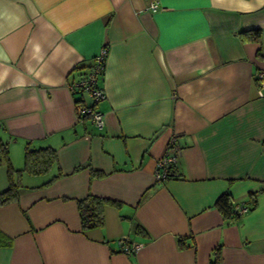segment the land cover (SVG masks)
<instances>
[{
    "label": "crops",
    "instance_id": "1",
    "mask_svg": "<svg viewBox=\"0 0 264 264\" xmlns=\"http://www.w3.org/2000/svg\"><path fill=\"white\" fill-rule=\"evenodd\" d=\"M148 4L0 0V139L19 185L0 205V264H208L217 245L221 264H264V192L233 219L215 206L225 191L246 206L264 186V0ZM256 27L260 42L239 39ZM103 47L97 128L77 119L68 83ZM172 136L178 175L158 180ZM27 146L55 151L47 171L25 169ZM88 193L120 204L82 231ZM123 236L141 246L123 252Z\"/></svg>",
    "mask_w": 264,
    "mask_h": 264
},
{
    "label": "trees",
    "instance_id": "2",
    "mask_svg": "<svg viewBox=\"0 0 264 264\" xmlns=\"http://www.w3.org/2000/svg\"><path fill=\"white\" fill-rule=\"evenodd\" d=\"M239 39L243 42H260L262 36L261 28H249L238 32ZM256 56L264 60V53L260 49L257 50ZM104 60L103 63L104 64ZM96 56L93 57L92 63L87 65L85 71L81 72L79 76L90 75L96 67ZM85 66H81L80 69H84ZM103 70L99 71V76L95 79V86H99L98 82L101 79ZM75 97V102L82 99L80 91L72 93ZM85 116H83L84 118ZM55 159V151L50 147L30 148L25 147L24 151V167L31 173L39 174L47 171L51 163ZM6 163L7 173L9 177V185L3 191H0V205H3L9 201L17 200L19 185L15 178H12L14 172L9 164L8 149L5 142L0 139V164ZM176 170V168H175ZM19 173V172H18ZM94 175H102L101 172L92 170ZM261 192H264V186L259 187L257 190L250 191L248 193V201L246 204L247 210L255 208L257 204V196ZM77 210L80 218L81 230L85 231L88 229L102 227L105 223L104 207L107 204L118 206L120 203L115 200L94 195L92 193L86 194L84 197L76 200ZM215 206L221 212L225 219H233L239 214L234 209V203L229 192L225 191L221 193L215 200ZM245 206V205H244ZM139 226L136 225L135 230H138ZM8 243V238L0 231V245ZM208 264H221V246H215L209 256Z\"/></svg>",
    "mask_w": 264,
    "mask_h": 264
},
{
    "label": "built area",
    "instance_id": "3",
    "mask_svg": "<svg viewBox=\"0 0 264 264\" xmlns=\"http://www.w3.org/2000/svg\"><path fill=\"white\" fill-rule=\"evenodd\" d=\"M159 0H149L148 7L155 11L158 9ZM106 48L103 47L96 55V67L93 72L88 76H79L75 80H71L68 83V87L71 93L80 91L83 96L82 99L76 101V115L78 120H82L83 116L90 117L93 125L97 128H101L104 124L103 114L100 110L95 108V103L104 98V92L101 87L95 86V79L99 76V71L104 69L103 60L105 62ZM256 78L259 82L260 88H264V69H260L256 73ZM84 96L90 99V102H85ZM179 146L176 141V137L172 136L169 139L167 150L164 155L157 161L155 176L158 180H163L169 177H176L177 171L176 161L179 153ZM235 211L240 214L247 211V207L244 205H237L234 207ZM119 242L123 244L122 251L130 254L135 252L140 246V243L129 241L127 236H123Z\"/></svg>",
    "mask_w": 264,
    "mask_h": 264
}]
</instances>
